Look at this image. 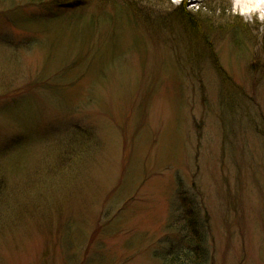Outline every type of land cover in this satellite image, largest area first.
Here are the masks:
<instances>
[{
    "label": "rangeland",
    "instance_id": "obj_1",
    "mask_svg": "<svg viewBox=\"0 0 264 264\" xmlns=\"http://www.w3.org/2000/svg\"><path fill=\"white\" fill-rule=\"evenodd\" d=\"M67 1L0 0V264H161L180 183L209 264H264V20Z\"/></svg>",
    "mask_w": 264,
    "mask_h": 264
},
{
    "label": "trees",
    "instance_id": "obj_2",
    "mask_svg": "<svg viewBox=\"0 0 264 264\" xmlns=\"http://www.w3.org/2000/svg\"><path fill=\"white\" fill-rule=\"evenodd\" d=\"M28 1L33 2L31 4L37 3V0ZM80 2L69 0L65 2L64 7L76 8ZM182 13H185L182 16L184 23L192 28H195L196 24L198 25V17L194 18L193 14L184 8ZM204 23L206 22L204 21ZM177 192V200L182 212L177 217V225L172 229L180 230L181 238L176 243L171 244L166 252L158 255L162 260L161 264H209L212 260L209 243V218L200 203L201 199L196 194L188 192L181 183Z\"/></svg>",
    "mask_w": 264,
    "mask_h": 264
},
{
    "label": "clouds",
    "instance_id": "obj_3",
    "mask_svg": "<svg viewBox=\"0 0 264 264\" xmlns=\"http://www.w3.org/2000/svg\"><path fill=\"white\" fill-rule=\"evenodd\" d=\"M264 5V0H254L252 3H247L241 6V0H235L234 11H239L240 14L252 12L255 8H260ZM198 7V5L194 6ZM259 19L264 20V11H261Z\"/></svg>",
    "mask_w": 264,
    "mask_h": 264
},
{
    "label": "bare ground",
    "instance_id": "obj_4",
    "mask_svg": "<svg viewBox=\"0 0 264 264\" xmlns=\"http://www.w3.org/2000/svg\"><path fill=\"white\" fill-rule=\"evenodd\" d=\"M234 2H235V0H234ZM252 2H254V0H241V6H243L244 4H247V3H252ZM261 11H264V5H262L260 8L253 9L252 12L244 13L243 15L258 17V16H260ZM252 58L255 59V61L253 59H250V61L252 60V62H253L251 64L252 66H253V64L258 65V66H260L262 64L261 62H258L259 60H258L257 55L254 57L252 56Z\"/></svg>",
    "mask_w": 264,
    "mask_h": 264
}]
</instances>
